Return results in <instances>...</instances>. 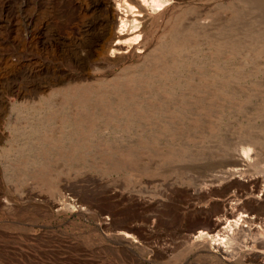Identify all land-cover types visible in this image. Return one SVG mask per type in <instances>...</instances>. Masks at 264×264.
Masks as SVG:
<instances>
[{
    "label": "rangeland",
    "instance_id": "374dc122",
    "mask_svg": "<svg viewBox=\"0 0 264 264\" xmlns=\"http://www.w3.org/2000/svg\"><path fill=\"white\" fill-rule=\"evenodd\" d=\"M27 2L29 23L0 0V264H262L264 247L229 259L186 237L231 203L264 221V0L170 5L88 77L70 67L69 0ZM242 147L247 184L220 171Z\"/></svg>",
    "mask_w": 264,
    "mask_h": 264
},
{
    "label": "bare ground",
    "instance_id": "6f19581e",
    "mask_svg": "<svg viewBox=\"0 0 264 264\" xmlns=\"http://www.w3.org/2000/svg\"><path fill=\"white\" fill-rule=\"evenodd\" d=\"M184 1L185 0H97L96 2H94V0H92L90 2V0H87V1L83 0L82 1L83 5H84V2L85 3L87 2V3L85 5V10L82 13L81 10L84 8L82 7V4L79 2V0H69L70 67L81 70L82 73H84L88 77V75H90L89 74L90 69L95 68V66L93 67V65H99L100 60L104 61L105 64L104 63L102 64H104V66L107 68L114 67L120 64L128 57V52L130 48H132L133 46H137L140 48L144 47V45L146 44L144 41V34L146 30L148 29L150 22L152 18L154 17V15L167 10L170 7V5H173V4L179 5V4H182V2ZM21 2L25 4V7L22 12L23 14L22 16L26 19V22L29 23L30 20L25 15V12L28 11L31 6L27 4L28 3L27 0H21ZM180 18H181V13L177 14V16L172 18L170 22V26L172 29H176V27H178ZM197 20L198 18L194 17V18H191V21L187 23L190 25L191 24L193 25L195 22H197ZM24 28H25L24 29L25 33L22 37V41L24 43V55L22 58V63H23L22 65L24 68V73H23L24 79L28 83L30 81V71H29V61H30L29 49L30 48H29V45H30L31 38L32 40L35 39L33 38L34 37L33 34L36 35L38 31L36 32V29L35 30L32 29V30H29L28 32L27 26H25ZM36 38H38V36H36ZM218 63L219 62H217V64ZM179 75H181V73ZM87 77L85 79H87ZM72 79L73 78H70L69 80L71 81ZM214 79L215 77L213 78V80ZM12 111H15L14 108L12 109ZM182 112L184 113L186 118L188 116V115L186 116L188 112L191 114H195L192 110H185V111L182 110ZM183 121H186V120L183 119ZM165 123L168 126H173V122L170 120H166ZM235 142H237V138ZM242 148H243L242 153L235 156L234 158L227 159L226 161L223 162L222 164L223 167L221 168L220 171L223 176L226 175L225 177H230V176L237 177L238 176L243 181L242 182L243 184H247L249 182V179L243 176V173L241 171L243 169L242 166L247 165L249 153L253 151L248 149L249 147H247L246 150L244 149L245 147H242ZM137 155L138 154H136V156ZM203 164L204 163H202V165ZM214 178H215V174H210L209 179L212 180ZM206 188L209 190L210 187H206ZM238 191L240 192V190ZM261 191L263 192V189H261ZM60 200H61L60 198L53 200L52 205H57L59 203H62V201ZM258 205H259L258 209L260 211H264V203H258ZM224 207H225L224 214H223L224 218L215 219L212 226L208 227L210 228V230L209 229L208 230L199 229L200 227H202L201 225H198L201 221L198 224L194 223L192 227L195 226V229L198 228L199 230H195L192 235L188 234L189 236L187 235L186 239L188 242H190V244L195 243L198 246H205L207 250L209 251H211V249L213 248L215 249V251H218L219 253L221 252L222 257L226 256V257H229V259L230 258L237 259V257H239L238 254H244V256H246V258L248 257L247 259L249 260V256L250 258L253 256L252 254H251L252 256L249 255L250 251H254L258 247H264V228L262 227L264 221L262 220V216H257L255 214H252L251 212H246V210L241 211L243 209L237 206H234V204L232 206V203L230 207H228V205ZM127 232L125 230V232H123L124 233L123 235H125L128 238L130 237V233L128 234ZM184 242H186V240ZM167 245L164 248L165 252H169L174 247V245L170 246L169 243ZM255 259H258L259 262L264 263V255H261L260 253L258 254V252H257Z\"/></svg>",
    "mask_w": 264,
    "mask_h": 264
}]
</instances>
